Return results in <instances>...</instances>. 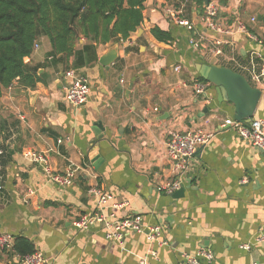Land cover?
<instances>
[{
    "label": "crops",
    "instance_id": "0c3cea01",
    "mask_svg": "<svg viewBox=\"0 0 264 264\" xmlns=\"http://www.w3.org/2000/svg\"><path fill=\"white\" fill-rule=\"evenodd\" d=\"M218 1V18L232 35L203 31L204 0L203 11L195 2L181 14L193 31L173 17L183 10L181 0H146L137 31L100 44L97 60L76 68L90 84L89 99L80 106L66 101L65 61L47 57L52 49L47 38L38 42L25 59L40 65L35 87L16 80L0 99L6 161L0 232L30 239L46 257L44 264H179L182 252L201 248L214 251L211 264H264V155L234 129L221 128L224 119H235V105L219 101L214 84L206 97L192 86L200 78L197 64L230 67L262 91L252 118H264V76L255 82L249 72L253 65L264 68V0ZM239 21L260 40L240 31ZM155 26L174 39L157 40ZM193 35L202 37L199 47L190 43ZM215 37L230 41L220 54L213 52ZM84 42L81 38L78 47ZM198 127L215 137L199 148L184 193L160 190L172 175L168 134ZM28 149L48 153L55 171L75 168L73 183L53 184L24 156ZM92 186L104 187L113 201H128L116 210L118 216L141 214L145 224L162 225L169 245L150 242L141 232L128 233L121 243L108 239L101 225L77 227L76 219L97 209ZM29 189L34 194L27 197ZM0 264L24 263L0 250Z\"/></svg>",
    "mask_w": 264,
    "mask_h": 264
},
{
    "label": "trees",
    "instance_id": "16d2710c",
    "mask_svg": "<svg viewBox=\"0 0 264 264\" xmlns=\"http://www.w3.org/2000/svg\"><path fill=\"white\" fill-rule=\"evenodd\" d=\"M146 0H0V99L3 90L20 80L35 87L38 68L25 61L44 37L52 49L47 57L65 61V69L82 67L97 60L100 44L126 40L144 21ZM183 11L195 2L203 11V0H181ZM185 16V15H184ZM161 42H171L170 31L151 29ZM85 39L79 48V40ZM73 58V62L69 60ZM65 70V71H66ZM200 81L208 82L200 76ZM0 176L5 175V150L0 149ZM36 251L26 237H15L12 250L20 260Z\"/></svg>",
    "mask_w": 264,
    "mask_h": 264
},
{
    "label": "built area",
    "instance_id": "2783aa9c",
    "mask_svg": "<svg viewBox=\"0 0 264 264\" xmlns=\"http://www.w3.org/2000/svg\"><path fill=\"white\" fill-rule=\"evenodd\" d=\"M220 3L218 0H211L209 5H205L204 12L201 15L200 22L203 26V31L208 33L214 31L223 35H232L233 31L225 27V25L218 18L220 11ZM183 10H176L173 17L175 21L182 26H185L189 31L195 29L192 21L183 17ZM253 17L252 20H255ZM239 30L247 33L253 40H260V38L251 33L249 29L239 21ZM201 38L193 35L190 37V43L200 46ZM223 37H215L213 40V52L215 54L222 53V45L229 43ZM38 45V44H37ZM35 46V48L37 47ZM254 57H259L258 53H253ZM182 67L177 65L176 71H181ZM252 79L255 82H260L264 76V68L257 69L255 65L249 69ZM66 82L64 84L65 98L68 103L74 106L84 105L90 94V84L88 77L78 72L76 68H69L64 72ZM210 82L199 80L193 81L194 91L202 97L207 96V88ZM157 110V108H156ZM221 128L234 129L240 137L253 145L264 155V118H251L248 121H238L232 118H226L221 123ZM215 137V132L204 127H198L191 131H176L172 130L168 134L166 153L171 161V178L162 182L159 189L167 193H173L183 186L184 178L193 169L195 157L198 154L200 147H205L210 144ZM61 141V140H60ZM1 153V151H0ZM24 156L31 162L41 166L45 173L49 176L50 181L58 187H66L73 183L76 178V169L69 167L63 172L55 171L50 163L48 153L43 151H36L28 149L24 152ZM0 176V189L3 188ZM246 182L247 180L244 179ZM89 193L98 198L97 209L82 214L75 220V225L80 229H87L96 224L103 226L106 229V237L111 240L123 242L126 235L131 232H141L147 237V240L157 243L160 246L169 245L168 240L163 237V228L160 224H145L141 214H128L125 216H118L116 210L126 207L128 201H113L114 196L104 187L92 186ZM34 194L32 189L27 192V197ZM15 243V236L9 232H0V250H12ZM250 248V245H246ZM156 254L155 250L150 251ZM181 260L179 264H211L215 259V253L212 249L201 248L196 254L188 252L181 253ZM24 264H44L47 262L46 257L39 250L33 254L27 255L20 260ZM255 264V263H254Z\"/></svg>",
    "mask_w": 264,
    "mask_h": 264
},
{
    "label": "water",
    "instance_id": "95a60500",
    "mask_svg": "<svg viewBox=\"0 0 264 264\" xmlns=\"http://www.w3.org/2000/svg\"><path fill=\"white\" fill-rule=\"evenodd\" d=\"M210 1L204 0L205 5H209ZM197 71L202 78L215 85L219 101L235 105L236 120L248 121L253 117L262 91L253 86L244 74L230 67L207 63L197 64ZM184 190V187L178 189L175 195H182Z\"/></svg>",
    "mask_w": 264,
    "mask_h": 264
}]
</instances>
